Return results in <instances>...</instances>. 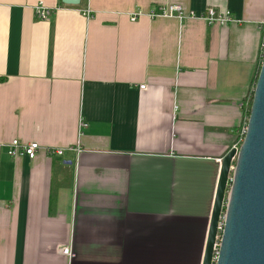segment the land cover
<instances>
[{"label":"crops","instance_id":"1","mask_svg":"<svg viewBox=\"0 0 264 264\" xmlns=\"http://www.w3.org/2000/svg\"><path fill=\"white\" fill-rule=\"evenodd\" d=\"M176 4L235 22L147 16ZM263 22L264 0H0V264H202Z\"/></svg>","mask_w":264,"mask_h":264},{"label":"water","instance_id":"2","mask_svg":"<svg viewBox=\"0 0 264 264\" xmlns=\"http://www.w3.org/2000/svg\"><path fill=\"white\" fill-rule=\"evenodd\" d=\"M62 3L79 6L81 0ZM226 196V220L216 264H264V52L244 141L238 152L232 149L221 158L202 264H212Z\"/></svg>","mask_w":264,"mask_h":264},{"label":"built area","instance_id":"3","mask_svg":"<svg viewBox=\"0 0 264 264\" xmlns=\"http://www.w3.org/2000/svg\"><path fill=\"white\" fill-rule=\"evenodd\" d=\"M35 14H36L38 19L47 20L51 16L52 11L47 9L44 6V4L41 3V4L36 6ZM142 16H145V14L143 12L134 13L131 16V21L135 22L139 18H141ZM147 16H149L152 19L175 18V19H178L179 21H183L186 19H194V20L201 19V20H204L208 25H211V26H214V25L227 26V25H230V24L235 22V20L233 18H231L228 13L223 14L221 12L216 11L215 9H209L204 14H197L195 12H190L189 14H186L183 6L178 5V4L168 5L166 7H161L158 9V11H153V12L147 14ZM261 30L263 32L262 50L264 52V22L261 24ZM141 89H145V86H141ZM253 93H254V87H253V90H252V93L249 97L248 102L244 104L245 123L242 126V128L240 129L238 140L236 141V143L232 146V148L230 150L236 149L238 152L241 144L244 141V138H245V135L247 132V124H248V120H249V115H250L249 106H250L251 100L253 99ZM81 126L86 127V124L81 123ZM40 149H41V146L38 142H31L29 144H24L18 140H13L7 146V155L11 158H14V159H19V158L24 157V158H28L29 160H35L38 156ZM49 153L63 155L64 150L54 149V150H49ZM220 163H221V160H220ZM231 180H232V176L229 177L228 189L231 186L230 185ZM227 203H228V201H227V196H226L224 204H223V209H222V213L220 216L219 224H218V234L216 237V244L214 247V256H213L212 264H216L217 260H218L219 247H220L221 237H222L224 224H225V220H226ZM62 254L68 258L69 264H70V261L73 258V253L71 251V248H64L62 250Z\"/></svg>","mask_w":264,"mask_h":264},{"label":"trees","instance_id":"4","mask_svg":"<svg viewBox=\"0 0 264 264\" xmlns=\"http://www.w3.org/2000/svg\"><path fill=\"white\" fill-rule=\"evenodd\" d=\"M258 73H259V71H258ZM257 77H258V74H257ZM257 77H256V79H255V83H256ZM254 85H255V84H254ZM251 107H252V100H251V102H250V106H249V113H250Z\"/></svg>","mask_w":264,"mask_h":264}]
</instances>
